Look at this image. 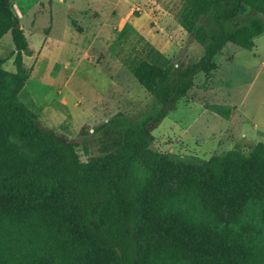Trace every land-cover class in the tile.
I'll list each match as a JSON object with an SVG mask.
<instances>
[{
  "label": "trees",
  "instance_id": "trees-1",
  "mask_svg": "<svg viewBox=\"0 0 264 264\" xmlns=\"http://www.w3.org/2000/svg\"><path fill=\"white\" fill-rule=\"evenodd\" d=\"M176 20L199 58L180 68L128 61L158 108L140 120L116 112L93 127L100 141L117 140L95 155L83 147V161L20 100L29 50L0 0V37L8 31L15 49L14 71L0 58V264H264V143L175 161L150 147L147 128L196 72L215 68L226 43L252 46L264 0H181Z\"/></svg>",
  "mask_w": 264,
  "mask_h": 264
},
{
  "label": "rangeland",
  "instance_id": "rangeland-1",
  "mask_svg": "<svg viewBox=\"0 0 264 264\" xmlns=\"http://www.w3.org/2000/svg\"><path fill=\"white\" fill-rule=\"evenodd\" d=\"M29 50V75L20 100L40 127L75 145L80 160L98 154L116 133L92 128L116 112L133 120L158 105L135 81L131 59L180 68L201 47L176 20L181 0H9ZM249 49L226 43L215 68L192 76L183 96L172 97L157 122L149 121L150 147L173 160L201 163L233 147L246 152L264 143V30ZM9 32L0 37L2 67L14 71Z\"/></svg>",
  "mask_w": 264,
  "mask_h": 264
},
{
  "label": "water",
  "instance_id": "water-1",
  "mask_svg": "<svg viewBox=\"0 0 264 264\" xmlns=\"http://www.w3.org/2000/svg\"><path fill=\"white\" fill-rule=\"evenodd\" d=\"M14 25H15V26H18V23L15 21V22H14Z\"/></svg>",
  "mask_w": 264,
  "mask_h": 264
}]
</instances>
